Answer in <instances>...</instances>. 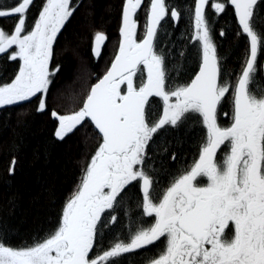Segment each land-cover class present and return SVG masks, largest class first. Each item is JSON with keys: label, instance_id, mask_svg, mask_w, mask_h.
<instances>
[{"label": "snow or ice", "instance_id": "snow-or-ice-1", "mask_svg": "<svg viewBox=\"0 0 264 264\" xmlns=\"http://www.w3.org/2000/svg\"><path fill=\"white\" fill-rule=\"evenodd\" d=\"M142 2L125 0L118 52L83 106L67 115L51 113L59 122L55 132L59 139L86 120L101 137L59 227L27 248L0 242V264H109L110 258L161 238L166 240L165 250L152 264H264V90L257 94L248 88L258 46L264 43L251 23L257 0H230L250 38V50L235 87L229 127L217 123V106L230 86L219 82L216 50L204 15L208 0H197L195 7L194 39L203 42L199 73L191 83L172 91L166 90L164 60L154 45L157 26L167 15L165 2L151 0L146 34L138 42L134 16ZM31 4L32 0H17L10 9L0 8V17H17L11 34L0 29V53L14 48L9 58L22 62L15 78L0 85V107L40 94L37 111H44L51 77L59 71L49 68L53 44L74 9L70 0H46L32 30L26 31ZM212 7L217 13L225 10L222 3ZM171 16L178 19L175 10ZM105 40L103 33L95 34V56L99 57ZM150 97H160L164 103L163 115L155 122ZM190 113L201 115L207 129L199 157L154 202L153 181L142 169L146 148L158 130L183 123ZM222 146L227 151L221 157ZM133 181H142L143 210L154 223L136 231L129 242L118 241L102 254L91 255L102 214L123 200Z\"/></svg>", "mask_w": 264, "mask_h": 264}, {"label": "trees", "instance_id": "trees-1", "mask_svg": "<svg viewBox=\"0 0 264 264\" xmlns=\"http://www.w3.org/2000/svg\"><path fill=\"white\" fill-rule=\"evenodd\" d=\"M197 0H164L167 15L157 26L155 51L164 60L166 90L186 86L198 73L203 59V42L194 39ZM17 0H0V8L10 9ZM125 0H70L73 14L65 22L53 44L50 70L59 68L46 95V108L37 111L40 94L29 101L0 107V242L12 248H27L42 242L59 227L68 201L78 191L91 157L101 143L98 130L86 120L63 139L56 137L58 120L51 113L67 115L78 111L91 91L111 66L122 40V9ZM222 3L225 10L212 7ZM151 0H143L134 16L136 40L146 34ZM46 0H32L26 15L25 30L31 31ZM178 13V19L171 11ZM252 27L264 37V0L253 8ZM220 70L219 82L230 86L217 107V123L229 127L234 113L237 82L249 58L250 38L243 33L230 0H208L204 10ZM17 17H0V29L11 34ZM106 40L99 57L94 55V36ZM223 33V35L221 34ZM15 49L0 53V85L10 83L19 72L21 61L9 57ZM264 43L258 46L248 88L264 90ZM139 83V81H137ZM151 120L163 115L160 97H150ZM172 98L170 102H174ZM177 126L165 125L146 148L143 171L153 181L154 202L172 182L189 170L198 159L207 129L197 113L188 114ZM224 149L218 153L223 156ZM13 161L15 163L13 164ZM204 183V181H201ZM120 200V198H117ZM115 217V220H112ZM91 255L109 250L118 241L127 243L140 228L154 223L143 210L142 181H133L121 202L102 214ZM166 240L110 258L109 264H150L165 250Z\"/></svg>", "mask_w": 264, "mask_h": 264}, {"label": "water", "instance_id": "water-1", "mask_svg": "<svg viewBox=\"0 0 264 264\" xmlns=\"http://www.w3.org/2000/svg\"><path fill=\"white\" fill-rule=\"evenodd\" d=\"M196 2H197V1H196ZM205 8H206V5H205ZM204 10H205V9H204ZM235 13H236V12H235ZM236 16H237V15H236ZM148 18H149V16H148ZM237 18H238V17H237ZM238 21H239V20H238ZM147 25H148V23H147ZM121 27H122V26H121ZM146 29H147V27H146ZM156 31H157V30H156ZM154 42H155V41H154ZM202 60H203V59H202ZM113 61H114V59L112 60V62H113ZM112 62H111V64H112ZM202 62H203V61H202ZM201 65H202V63H201ZM201 65H200V67H201ZM200 67H199V69H198V71H197L198 73H199ZM262 68L264 69V60H263V67H262ZM109 69H110V67H109ZM109 69H108V70H109ZM108 70H107V71H108ZM107 71L102 75L101 79H102L103 76L107 73ZM198 73H197V74H198ZM197 74H196V75H197ZM196 75H195V76H196ZM195 76H194V78H195ZM194 78H193V79H194ZM99 80H100V79H99ZM99 80L96 81L91 87H93L96 83H98ZM191 81H192V80H191ZM191 81H190L189 83H191ZM217 107H218V106H217Z\"/></svg>", "mask_w": 264, "mask_h": 264}, {"label": "rangeland", "instance_id": "rangeland-1", "mask_svg": "<svg viewBox=\"0 0 264 264\" xmlns=\"http://www.w3.org/2000/svg\"><path fill=\"white\" fill-rule=\"evenodd\" d=\"M103 44V43H102ZM102 46V45H101ZM101 48V47H100ZM74 195V194H73ZM152 264V263H151Z\"/></svg>", "mask_w": 264, "mask_h": 264}, {"label": "flooded vegetation", "instance_id": "flooded-vegetation-1", "mask_svg": "<svg viewBox=\"0 0 264 264\" xmlns=\"http://www.w3.org/2000/svg\"><path fill=\"white\" fill-rule=\"evenodd\" d=\"M151 264V263H150Z\"/></svg>", "mask_w": 264, "mask_h": 264}]
</instances>
